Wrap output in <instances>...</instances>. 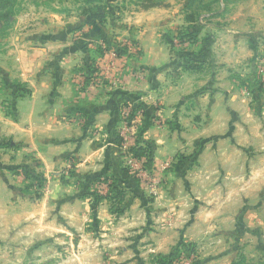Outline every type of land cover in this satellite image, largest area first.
I'll return each instance as SVG.
<instances>
[{
	"label": "rangeland",
	"instance_id": "374dc122",
	"mask_svg": "<svg viewBox=\"0 0 264 264\" xmlns=\"http://www.w3.org/2000/svg\"><path fill=\"white\" fill-rule=\"evenodd\" d=\"M158 10L174 22L162 35L175 51L174 80L191 74L177 90L171 156L137 150L146 148L131 107L115 133L117 174H80L71 160L51 175L27 165L11 128L31 91L26 67L71 59L84 89L97 56L138 52L137 16ZM90 19L101 31L87 32ZM263 169L264 0H0V264H164L178 248L173 264L221 248L228 264H251L231 241L255 235L241 221L247 197L263 199L254 180Z\"/></svg>",
	"mask_w": 264,
	"mask_h": 264
},
{
	"label": "crops",
	"instance_id": "0c3cea01",
	"mask_svg": "<svg viewBox=\"0 0 264 264\" xmlns=\"http://www.w3.org/2000/svg\"><path fill=\"white\" fill-rule=\"evenodd\" d=\"M137 22L141 28L133 38L139 44L138 52L129 57L127 54L116 56L108 50L97 56V63L93 65L96 80L90 87L79 86V71L74 73L75 63L71 59L68 64L61 61L54 69L53 63L42 60L38 67L42 66L44 73L39 79L33 73L38 69L37 64L26 67L24 79L31 91L23 98L21 114L12 121L11 128L13 133L18 132L16 139L23 141L24 155L29 153L27 165L32 164L41 173L51 175L71 160L80 174H111L117 169L120 155L115 133L123 122V111L133 106L140 110L137 127L142 128L141 144L147 152L163 159L175 151L173 138L177 129L170 124L172 116L177 114V90L190 85L191 74L183 72L179 79L173 78L175 51L162 38L173 26L170 16L166 17L160 10L143 12L137 16ZM95 26L84 23L89 33L101 31H96ZM41 50L44 54L47 47ZM220 50L217 48L219 53ZM231 50L238 52L233 47ZM200 79V84H204L203 75ZM181 128L184 130L182 125ZM254 180L264 182V169ZM247 198L250 200L241 225L251 228L255 235L262 232V236L250 235L243 244L239 239L231 242L247 247L251 264H264V196L257 204L251 203L254 198ZM238 208L232 215L228 214L227 220H233L237 211L240 215ZM234 221L230 223L231 229ZM217 229L223 231V225ZM206 241L210 245L213 242ZM221 244L223 247L230 243L223 238ZM233 246L232 253L237 251ZM230 253L221 248L214 259L211 255L204 258L200 255L199 264H211L212 260H215L212 264H228Z\"/></svg>",
	"mask_w": 264,
	"mask_h": 264
},
{
	"label": "trees",
	"instance_id": "16d2710c",
	"mask_svg": "<svg viewBox=\"0 0 264 264\" xmlns=\"http://www.w3.org/2000/svg\"><path fill=\"white\" fill-rule=\"evenodd\" d=\"M148 6H153L152 4L151 5H148ZM93 17H96V18H98V15L97 14H95V15H93ZM89 23H91V19H90V21H89ZM92 24V23H91ZM95 67L92 65V67L89 69V74H91L92 72V74H91V76L94 74V72H95ZM90 76V77H91ZM88 79H89V77H88ZM133 107H135V106H133ZM141 130H142V128H139V130L137 131L138 132V136L140 135V132H141ZM141 146V145H140ZM138 149H140V151L142 150V153H147L148 154V152H147V150L146 149H143V147H139V148H137V150ZM181 253V249H179L178 248V250L177 249H175L174 251H173V253L172 254H170L169 256H167L166 258H164V264H173L172 262H173V260L177 257V256H179V254Z\"/></svg>",
	"mask_w": 264,
	"mask_h": 264
},
{
	"label": "built area",
	"instance_id": "2783aa9c",
	"mask_svg": "<svg viewBox=\"0 0 264 264\" xmlns=\"http://www.w3.org/2000/svg\"><path fill=\"white\" fill-rule=\"evenodd\" d=\"M84 79V78H83ZM82 79V84L87 88V87H90L92 84H93V82H94V80H95V73L91 76V78H86L85 77V80H83ZM126 110H129V109H126ZM128 127L127 126H124L123 127V131H122V134L124 133V132H128ZM124 134H126V133H124ZM123 134V135H124ZM123 138H127V136L125 135V137L123 136ZM192 263V256L189 258H187V260L185 261V262H183V263H181V264H191Z\"/></svg>",
	"mask_w": 264,
	"mask_h": 264
}]
</instances>
